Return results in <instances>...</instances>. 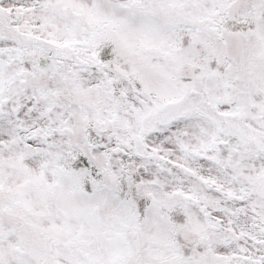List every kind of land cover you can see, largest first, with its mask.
<instances>
[{"label":"snow or ice","instance_id":"snow-or-ice-1","mask_svg":"<svg viewBox=\"0 0 264 264\" xmlns=\"http://www.w3.org/2000/svg\"><path fill=\"white\" fill-rule=\"evenodd\" d=\"M0 264H264V0H0Z\"/></svg>","mask_w":264,"mask_h":264}]
</instances>
